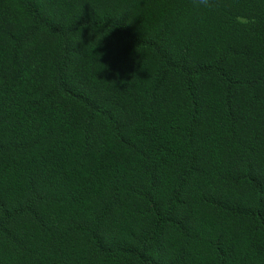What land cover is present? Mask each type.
I'll list each match as a JSON object with an SVG mask.
<instances>
[{"label":"trees","instance_id":"16d2710c","mask_svg":"<svg viewBox=\"0 0 264 264\" xmlns=\"http://www.w3.org/2000/svg\"><path fill=\"white\" fill-rule=\"evenodd\" d=\"M0 264H264V0H0Z\"/></svg>","mask_w":264,"mask_h":264},{"label":"clouds","instance_id":"9594fccd","mask_svg":"<svg viewBox=\"0 0 264 264\" xmlns=\"http://www.w3.org/2000/svg\"><path fill=\"white\" fill-rule=\"evenodd\" d=\"M205 2H206V0H205Z\"/></svg>","mask_w":264,"mask_h":264}]
</instances>
